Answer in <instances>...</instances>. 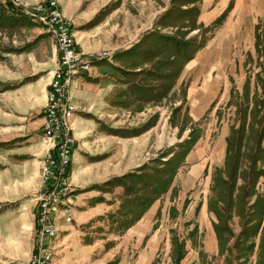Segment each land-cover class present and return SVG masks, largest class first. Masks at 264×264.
Wrapping results in <instances>:
<instances>
[{
	"label": "rangeland",
	"instance_id": "1",
	"mask_svg": "<svg viewBox=\"0 0 264 264\" xmlns=\"http://www.w3.org/2000/svg\"><path fill=\"white\" fill-rule=\"evenodd\" d=\"M8 1L0 0V50L11 39L19 37L18 34L9 36V30L27 32L29 49L43 44L42 36H50L46 25L37 16L15 6L10 8ZM221 1L117 0L113 18H95L106 20L99 26L97 41L102 43L98 50L109 55L94 60L93 68L75 79L93 86L92 100L81 113L92 124L93 131L82 144L73 127L75 146L70 150L68 177L79 197L69 220L62 214L56 215V236L47 239L50 262L54 252L62 249L64 256L73 254L68 264H176L171 241L176 236L178 242H184L185 256L180 264H227L226 253L219 254L214 230V222L218 220L208 210V203L217 197L212 188L213 176L225 165L229 142V156L239 153L240 170H247L253 158L264 154V137H260L264 92L255 75L262 69L264 56H259L255 49L254 35L255 25L260 24V53H263L264 9L261 8L264 0H229L230 10L226 11L222 24L214 29V19L203 22L200 12L212 11ZM166 24L178 25L179 29ZM151 31L155 35L179 36L180 42H190V52L199 43L206 42L188 62L180 57L173 59L171 50L163 51L157 59L158 52L149 49L154 50L162 41L153 35L144 37ZM38 32L44 33L38 35ZM131 46L135 48L132 52L128 51ZM29 56H35L34 51ZM172 59L174 65L169 63ZM171 68H178L174 78L157 75L159 71L170 72ZM247 83L249 96L256 94L258 107L253 108L257 109L251 118L249 110L255 102L252 100L246 123L240 127ZM137 84L143 90L136 89ZM191 128L199 130L201 136L167 191L149 204L157 185V178L152 176L155 160L182 143ZM110 129L121 133L112 134ZM75 151L88 168L81 176L88 183L82 187L71 181L77 175L72 165ZM48 152L56 155L54 149ZM43 158L34 191L31 234L20 237L1 228L0 245L4 241L6 244L11 241V245L0 246V264H27L37 248L40 228L35 193L41 184ZM141 166L146 167L141 178L105 183L129 172L139 173ZM257 166L264 167V159ZM244 175L248 181L247 173ZM222 177L226 178L223 173ZM245 180L238 179L236 186L240 189L235 187L231 194L232 209L224 211V219L233 234L230 244L242 228L243 220L237 214L239 206L247 213L255 198V195H245L248 188ZM255 191L264 195V175L258 179ZM138 215L141 216L136 220ZM29 243L32 248L26 259ZM233 257L228 255L235 264L239 260ZM255 260L254 253L248 263L255 264Z\"/></svg>",
	"mask_w": 264,
	"mask_h": 264
},
{
	"label": "crops",
	"instance_id": "2",
	"mask_svg": "<svg viewBox=\"0 0 264 264\" xmlns=\"http://www.w3.org/2000/svg\"><path fill=\"white\" fill-rule=\"evenodd\" d=\"M20 1L34 5L42 0ZM228 1L222 0L212 11L201 10L200 20L210 22L220 16L227 9ZM116 2L117 0H59L62 12L72 19L74 40L79 51L84 54L99 51L102 46L97 41L99 26L106 20L95 18H113L117 11ZM8 33L9 36L18 34L19 37L11 39L8 46L0 50V230L2 228L3 231L15 232L20 237H28L34 226V191L40 162L48 148L42 138V108L46 103L48 84L56 66L57 51L51 35L47 38L42 36L45 38L43 44L29 49L27 32L22 34L9 30ZM42 33L44 32H38V35ZM31 51H34L35 56H29ZM92 68L93 64L90 70ZM75 85L72 96L78 112L72 118L73 132L83 144L85 138L92 134L93 128L81 113L86 111L94 91L91 84L81 80L76 81ZM110 136L118 138V135ZM105 139L106 137L101 138L102 141ZM73 156L72 165L75 166L71 167L77 175L72 176L71 181L82 187L83 183H88L81 177L88 171L87 163L77 151ZM5 244L4 241L3 245ZM8 244L11 245V241ZM31 248L29 243L25 252L26 259ZM61 250L54 252L50 264H68L74 258L73 254L64 256ZM67 252H70V248Z\"/></svg>",
	"mask_w": 264,
	"mask_h": 264
},
{
	"label": "trees",
	"instance_id": "3",
	"mask_svg": "<svg viewBox=\"0 0 264 264\" xmlns=\"http://www.w3.org/2000/svg\"><path fill=\"white\" fill-rule=\"evenodd\" d=\"M193 2V1H192ZM7 5L10 8H14V5L9 0L7 2ZM232 6V3H230L227 7V9L221 13L220 16L214 19L213 27L214 29L218 28L222 22L224 21L225 13L230 7ZM165 26H175L176 29H179L178 25L174 24H166ZM208 29V27H207ZM154 31L148 32L145 34L146 37H150L151 35L156 36L159 38L162 42L161 45H158L154 50L149 49L151 52H158L155 57L159 59V54H161L163 51L171 50L174 51V54L172 55L173 59H176V57H180L184 60V62H188L191 60L196 50L202 48L206 41H203L201 44L199 43L197 46L194 47V49L190 52V42L188 41H182L180 42V37L175 35L170 36H164V35H155L152 33ZM152 33V34H151ZM261 30H260V24L255 25L254 29V35H255V49L258 53V55L264 56V48L263 53H260V36H261ZM135 50L134 46H131L128 48V51L132 52ZM137 51V50H136ZM173 59L169 62L171 65H174L175 62ZM93 63H96L94 61ZM160 63V61H159ZM179 68V66H178ZM177 68V70H178ZM176 68H171L170 72H167L163 74V72H157V75L161 77L160 75H166V76H173L175 77L176 74ZM138 70L136 71L139 72ZM135 73V72H133ZM142 73V72H141ZM139 73V74H141ZM256 78L257 81L261 87V89L264 92V64L262 66V69L258 72H256ZM248 82V80H247ZM140 84H137L135 86L136 89L143 90V86H138ZM248 83L245 84V102L246 105L242 110V119L240 127H244L248 115V109L250 107V104H252L251 109L249 110V114L251 115V118L254 117V114L256 112V109H253L257 106L258 101L256 99V94H253V96L250 98V92L248 88ZM257 91H255L256 93ZM138 93V91H137ZM182 131V128L180 129ZM110 133L112 134H120L121 132L116 129H110ZM199 130L195 128H191L188 137L179 145L176 146L175 149L169 150L165 155L160 156L155 162H157L156 166H154L152 171V176H155L157 178V185L155 188H153L152 197L149 200V204L154 202L156 199H158L164 192L167 191L169 188L178 168L182 165L186 155L192 148V146L195 144V142L200 137ZM264 137V120L261 124V136ZM260 142V141H258ZM259 147H260V143ZM231 149L230 142L227 148V156L225 160V165L223 168H219L215 171V174L213 176L214 180V186L212 187L215 189L216 198L208 203V210L210 212H213L217 218V222H214V230L217 236L218 240V246H219V254L223 255L226 253L225 260L228 261L227 264H232V261L229 260L228 255H234L235 260L237 261L235 264H247L249 262V259L252 254L255 253L256 260L255 264H264V195L260 193H256L255 186L258 181V179L264 175V167L257 166L258 162H262L264 159V154L257 156L252 159L250 165L248 166L247 170H240L239 165V153L230 154L229 156V150ZM168 156L167 159L161 160L163 157ZM145 166H141L136 172H129L127 174L122 175L120 178H112L108 181H106V184H111L113 181H125L126 179H135V178H141L142 175H145ZM222 173L226 176V178L222 177ZM244 173H247L249 179L248 181L243 178ZM153 178V177H152ZM239 178H242L243 180L247 181L246 184L248 186L247 190L245 191V195L248 197H252L255 195V198L252 200L251 204L249 205V211L247 213L244 212L243 207L239 206V210H237V214L241 219L243 220L242 228L236 237L235 242L230 244V240L233 237V234L227 225L225 219H224V211H230L232 209V192L234 191L235 187L237 189H240V187H237L236 183ZM122 186V185H121ZM218 188V189H217ZM96 189L101 190L99 186H96ZM251 198H248L247 201H250ZM144 211L140 212L142 214ZM141 215H138L137 219L140 218ZM258 238V242H256V239ZM172 241V256L175 260L176 264H180L181 259L185 256V249H184V242H178V239L176 236H173L171 238ZM250 264V263H248Z\"/></svg>",
	"mask_w": 264,
	"mask_h": 264
},
{
	"label": "built area",
	"instance_id": "4",
	"mask_svg": "<svg viewBox=\"0 0 264 264\" xmlns=\"http://www.w3.org/2000/svg\"><path fill=\"white\" fill-rule=\"evenodd\" d=\"M11 1L26 14L39 17L53 37L57 51L56 66L42 108V138L49 148L41 165V184L35 193L40 237L27 263L48 264L51 260L48 240L56 236V215L62 214L69 220L79 197L68 177L70 150L75 146L72 135V118L77 111L72 96L74 82L79 75L90 71L94 60L107 57L109 52L84 54L77 49L72 19L62 12L59 0H42L33 6L20 0ZM53 149L56 155L48 152Z\"/></svg>",
	"mask_w": 264,
	"mask_h": 264
}]
</instances>
